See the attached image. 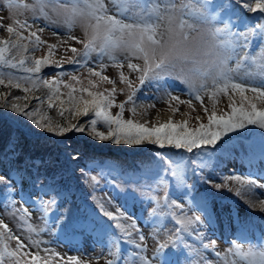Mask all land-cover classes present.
<instances>
[{
	"label": "rangeland",
	"instance_id": "1",
	"mask_svg": "<svg viewBox=\"0 0 264 264\" xmlns=\"http://www.w3.org/2000/svg\"><path fill=\"white\" fill-rule=\"evenodd\" d=\"M155 4H158L160 8H172L173 11H162L161 16H167L169 14H175L179 9V16L183 19H189L190 22L197 18H190L186 12L181 11L187 0H171V3H165L164 0H153ZM214 4L218 2L212 0ZM248 3H253V0H247ZM105 6L108 9V15L114 16L116 19L122 20L125 23H134L131 16H139L143 12V6L135 3H129L124 5L125 12H121V6L113 4L112 0H104ZM71 3L68 0H0V24L3 28L0 29V40H7L11 37L15 39L13 34L7 32V27L13 25L16 31H23V34L27 36V30H21L15 23L16 21L24 22L32 25V30H37L43 27V32L39 35L41 39L47 43L38 48L35 52H28L34 57H43L48 49L47 44H59L60 41L66 40L69 36L78 37L79 40L84 41V32L79 27H73L69 29L65 23L64 9ZM221 4V3H220ZM239 7L224 12V19H231L233 27L232 32L243 33L249 27H253L264 20V11L252 10L246 6L245 0H239L236 2ZM153 4H149L151 8ZM192 8H199L203 11L200 4H197L195 0H191ZM46 14V19L45 15ZM207 16V12H205ZM36 17L34 20L33 18ZM152 23L159 22L161 24V32L164 21L153 20ZM225 24L211 20L210 18L200 21L194 25V30H191L190 36L193 39L200 40L206 38L207 32L210 28L223 27ZM230 40V37L227 36ZM255 42L252 45V50L255 55L264 50V41H260L255 38ZM71 45L80 51H83V44L77 43L73 40H68L67 44L59 46L55 59L60 60L64 58L62 68L64 73L62 80L64 83H71L79 89L80 87H88V81L98 80L97 77L90 76L89 68L97 67L100 63L98 55L93 52L88 60L87 66H82L75 63H67V59L73 56L71 51H68L65 55L64 48ZM246 47L236 49V62L242 57V53L245 54ZM245 49V50H244ZM119 63H123V69L119 68L116 64L108 59L107 56L103 58V63L107 65L104 75L109 76L116 81L117 89H125L123 93H117V103L125 101L127 96L131 94L127 85L120 82L119 73L122 70L126 76L132 81L134 87H139V72H132L127 68V62H125V56L116 54ZM132 63L142 64V61L138 57L131 58ZM58 73H49L45 75L44 79H52L58 77ZM73 76L77 77L79 82L73 80ZM235 77L233 78V80ZM4 83H8V78H3ZM166 87H160L156 81L146 80L142 87L136 92V113L135 119L140 122L148 121L149 125L165 122L171 116L174 121H182L188 119L190 125L194 126L197 115L203 118L206 122V116H204L203 110L200 107L198 101L193 100L195 111L189 107L187 103L179 105V112L173 115L171 109L168 106L167 93H171L173 96H179L181 100L187 101L191 99L188 95L187 87L183 82V67L178 65L172 69L169 76L165 77ZM15 83V81H13ZM29 82V81H28ZM22 87L31 86L30 83L21 82ZM113 85L108 82H100L96 90L111 89ZM212 88L209 89L208 94L203 95V102L205 106L211 108L213 100L210 98ZM69 90H66L68 92ZM29 100V110H31L32 93L27 94ZM76 95H79L77 92ZM86 95V94H85ZM231 95V91H229ZM249 97H252V93H246ZM153 97H158V100H153ZM15 97H10L7 89L0 91V107L9 106L13 103L24 105L26 101L23 97L16 100ZM238 99V97H237ZM217 110H227L229 99L228 95L219 94L216 97ZM257 103L258 107L264 106L262 101H253ZM155 107H149L150 105ZM176 104L173 102V107ZM133 104L126 105L124 111V118H130V109ZM113 114L118 111V108L111 109ZM146 113V114H144ZM190 114V115H186ZM88 118H83L80 122L83 123ZM7 121L12 126V131L9 135L7 142L5 141L3 149L0 151V174L6 175L7 167V155L4 159L1 157L2 151H6L8 148L12 152L24 151L30 141L34 139V134L38 133L37 130L30 121L24 116L14 112L12 116L0 118V123ZM76 122V121H73ZM33 126V127H32ZM258 129V128H253ZM100 131H107L106 128H102L98 125ZM51 138L52 133L46 130ZM239 138L248 139L250 137L247 134L244 138L239 134ZM43 137V136H42ZM54 140L60 144V148L66 150L67 142L76 141V143H85L88 148H93L97 153H106L107 155H116L121 151L129 154L133 151L127 149L136 148L138 153L151 144L145 143L142 145H129V144H116L111 140L101 141L94 138L90 131L86 130L83 133H77L75 131L66 133L63 136H54ZM29 140V141H28ZM240 139L234 140L231 143H227L225 146H219L221 150L234 151L240 150L247 152L248 150ZM257 139L256 141H258ZM255 142L253 143V145ZM233 147H236L233 149ZM140 148V149H139ZM169 149H174L167 147ZM164 148L163 150H165ZM63 152H66V151ZM133 150V149H132ZM136 150V149H135ZM247 150V151H246ZM115 153V154H114ZM64 155V153H62ZM238 155V156H237ZM242 156V157H241ZM72 158L71 152L67 151L66 158ZM110 161H106L105 165H108ZM23 163V162H22ZM24 163H29L24 161ZM207 179L211 180V183L203 182V188H208L213 193L210 197L211 205L208 208L211 210L206 212L208 214V221L204 218V213L197 209L192 200L185 197L181 192L174 193L173 206L170 211L171 217L168 212L161 210L163 197V190L157 181L149 183L146 180V184H135L130 182L120 181L116 176H113L112 183L107 181L97 169H89L87 173V180L95 188V196L103 205L105 211H111L114 214L123 213V216L118 220L116 224L122 227H113L114 221H109L103 214H97L94 212L92 206H85L84 198L87 196L86 192L79 186L70 195L67 190H64L65 199L69 201V204L63 205L54 209L51 204L47 205V208H39V196L36 195L33 199L36 200V204H33L32 200L24 203L19 195L14 197L16 203L14 208H5L3 206V199L0 198V221L7 224L8 229H11L15 236H19L21 241L27 246L26 250L30 249L33 253L43 248H51L56 252H59L63 257H78L82 262L89 261L91 258V264H97L95 257L99 256L98 264H105L109 259L118 261L119 264H143L141 257L152 258L153 253L159 244H165L167 247L164 249L165 255L163 257L164 264H231V261L237 260L240 264H246V261L242 260L237 255V248L241 252L248 250H264V171H258L255 162L250 160L248 154H229L226 158H222L221 161L216 163L215 161H207L205 163ZM79 163L74 161L72 168L68 172V177H74L78 183L79 177L76 175ZM24 169L22 174L25 176H33L30 172L28 165H23ZM5 171V172H4ZM3 172V173H2ZM137 173L130 175L131 179L136 178ZM188 177V173L185 174ZM126 177V176H125ZM128 177V178H129ZM229 177H240L241 180L229 179ZM127 178V177H126ZM20 179V178H19ZM192 181L194 178L192 177ZM19 181V180H18ZM247 181H253L254 184L247 183ZM178 185L181 186V181L177 179ZM16 183V182H15ZM220 184L221 188L217 189L214 185ZM163 186V185H162ZM21 188L20 183H16V190L19 192ZM23 188L25 192L32 191L30 188V181L25 179L23 182ZM122 190H132L130 195H123ZM217 195V196H216ZM218 195H224L227 199L228 196L233 197L232 201L235 204L224 203L223 199ZM148 196V199L146 197ZM49 196H43L44 201H48ZM64 199V200H65ZM237 199V202H235ZM216 201V203H215ZM208 203V201H207ZM179 204L181 208L176 207ZM26 209V213L22 211ZM87 209V211L85 210ZM207 210V209H206ZM90 212V213H88ZM211 212V213H210ZM65 216L74 218L80 221H92L97 223L95 230L87 229L81 230L71 226L70 223L65 221L63 225H59L54 222V217H59L61 220H65ZM198 216L200 223H192L187 225L188 230L182 231L179 234L177 240L176 229L178 226L174 224L173 218L178 221L184 218H191ZM135 224L136 227H132ZM259 230L262 234L259 237H255L253 232ZM118 230V231H117ZM195 230V231H193ZM107 233V234H105ZM142 233L145 236V243L147 245L144 252L136 247L140 244L139 234ZM199 237H203L202 243ZM7 249L9 251L16 249L17 241L15 239L4 238ZM39 241L38 247L33 243ZM203 244L209 245L208 250H204ZM214 245V250H213ZM219 254V258L216 254ZM41 257L45 253H40ZM207 257L205 261L204 258ZM5 264H14L12 259L6 258ZM21 264L24 261L21 260ZM43 264V261H41ZM152 264H159V261L154 260Z\"/></svg>",
	"mask_w": 264,
	"mask_h": 264
},
{
	"label": "snow or ice",
	"instance_id": "2",
	"mask_svg": "<svg viewBox=\"0 0 264 264\" xmlns=\"http://www.w3.org/2000/svg\"><path fill=\"white\" fill-rule=\"evenodd\" d=\"M70 3L74 4H84L89 9V14L97 21V26L103 21L110 23L115 26L116 29L123 31L127 28H132L136 26V22H139L141 27V39L135 45V52L137 56H125V62H127V68L132 72H139V87H142L146 80L156 81L160 87H166L165 77L169 76L168 72V61L166 57H161L160 60L153 62V55L156 46L161 45L163 41V36L159 31V25L152 23L151 21L159 20L162 11H173L172 8H160L158 4H155L153 0H112L113 4H118L121 6L120 11L125 12L124 5L129 3H135L143 6V12L139 16H131L129 19L136 21L131 24H124L122 20H117L114 16L106 15L108 9L105 6L104 0H68ZM164 2L171 3V0H164ZM197 4H200L203 11L199 8L191 7V0H187L181 11L187 13V15L192 18L205 17V12H207V18L213 21L224 23L225 28L217 29L218 32H225L230 40L227 42L234 48L250 47L249 36L257 38L264 41V20L261 23L254 25L251 32L245 33H233L232 32V21L230 18L224 19V12L220 9L227 11L230 8L229 4H214L212 0H195ZM149 4H153L151 8L148 7ZM245 4L252 10L264 11V0H253V3H248L245 0ZM45 15L46 19V14ZM34 20L36 17L33 18ZM21 30H27L28 34L25 36L23 31H16L13 25L7 27V32L13 34L15 39L9 38L7 40H0V64H12L13 67L23 66L28 63L30 66L26 68L28 73L39 74L43 67L48 65H55L56 67H62L64 58L61 57L57 61L55 53L59 46L67 44L68 40L76 41L77 43L83 44V51L78 50L75 47L69 45L64 48L65 55L68 51L73 53L72 57L67 59V63L80 64L82 66H87L90 55L96 52L98 55V60L100 61L98 68H89L90 76L97 77L98 80L90 79L88 81V87H80L77 89L71 83H64L62 80L64 72H60L58 77H53L52 79H39L30 80L31 87H24L23 92L25 96L23 99L26 101L24 105L13 103L11 105V110L19 115L24 116L28 121H30L35 127L47 130L57 136H63L69 132L83 133L86 130L90 131L91 135L101 141L111 140L116 144L124 143L129 145H142L145 143L151 145H159L161 149L167 147L174 148L176 150H186L188 153H193L194 150H203L208 146H215L225 137L228 133L234 132L237 129H243L246 125H258L264 128V106L258 107L255 101L264 102V62L260 64L261 71L255 77H246L241 80V82H235L233 79H225L223 83L218 85H213L211 88L210 98L213 100L211 108L205 106L203 102V95L208 94L209 89L206 90L205 86L199 89L188 88L187 92L191 99L184 101L181 100L179 96H173L171 93H167L168 106L171 109L173 115L179 112V105L187 103L193 111H195V106L193 100L200 103V107L203 110L204 116H206V122L203 118L197 115L194 119L196 121L195 125H190L188 119L182 121H174L170 116L165 122L158 124L149 125L148 121L139 122L135 119L136 113V92L139 87H134L132 81L128 76L124 74L121 70L119 73L120 82L127 85L131 94H129L125 101L117 103L116 95L117 93H123L125 89H117L115 84L116 81L107 75H104V71L107 67L103 63V58L108 57L110 61L116 64L119 68L123 69V63L118 62V58L115 55L108 54V47L111 46L110 38H106L105 47L100 48L97 51L94 40L85 42L79 40L78 37L69 36L66 40L60 41L59 44H47V53L43 57H34L27 55L28 52H35L38 48L44 46L47 42L41 39L39 35L43 32V27L32 30V25L28 24L27 21L15 22ZM3 25L0 24V29ZM185 28L188 31H183ZM180 29L183 31V39L187 41L190 37L191 30H194V26L190 23L189 19H181ZM7 53L13 54V59L17 56L19 57L18 64L12 63V60L8 58ZM132 57H142L144 60L143 65L138 63H132ZM249 57H245L247 61ZM73 80L79 82L78 78L73 76ZM108 82L113 85L111 89L96 90L100 82ZM4 84V80L0 79V85ZM63 84L65 88H68L67 98H63V94L60 91V86ZM9 87L21 88L20 82H13L11 79L8 81ZM42 86L48 90L47 99L43 97H35L39 101L36 108L29 110V100L28 93L32 92L35 88ZM231 91V95H229ZM79 95H76V93ZM252 93V97L246 95V93ZM86 94V95H85ZM219 94L228 95L229 103L227 110H217L216 97ZM238 97V99H237ZM14 99L19 100L20 97H15ZM153 100H158V97H153ZM173 102L176 106L173 107ZM133 104L130 109V118H124V111L127 104ZM40 105H45L49 110H55L57 116L60 118V123H56L52 117L47 115ZM118 108V111L113 115L111 112L112 108ZM149 107H155V105H150ZM146 114V113H144ZM190 115V114H186ZM83 118H88L83 123L80 121ZM76 121V122H73ZM98 125H103L106 127L107 131H98ZM73 159H78V157H73ZM163 159V158H161ZM171 164V161H167ZM197 167L200 169L201 173L207 167L206 164H199ZM20 176L19 181L16 183L21 184L19 192L13 187V181L11 178L5 179L0 177V184L5 186L3 206L7 208L15 207L16 195L20 196V199L27 203L32 200L33 204H36V200L33 199L34 196H39V208H47V205L51 204L55 209L57 203H62L65 199L64 190L58 187L53 182L49 181L47 183L41 182L39 176L33 178L32 176H25L23 174L17 173ZM84 174V173H82ZM173 176L176 177L181 182L184 180V169L177 165L173 171ZM201 180L211 183L205 175L200 176ZM27 179L30 181V188L32 191L25 192L23 188V182ZM229 179L241 180L240 177H229ZM138 182V181H137ZM247 183L254 184L253 181H247ZM217 189L221 188L222 185L215 184ZM187 187V185H185ZM49 196L48 201L43 200V196ZM176 207L181 208L182 206L177 204ZM26 213V209H23ZM100 211L103 216H106L109 221H118L123 213L114 214L111 211H105L103 205L100 207ZM67 221L71 226L79 228L81 230L92 229L95 230L97 227L96 222L92 221H80L74 218L65 216V220L59 219V217H54V222L63 225ZM182 227L176 229L177 237L179 239V234L182 231H187V225L192 223H200V218L194 216L191 218H184L183 220L177 221ZM113 227H122L119 224L112 225ZM132 227H136L135 224ZM195 231V230H193ZM107 234V233H105ZM7 237L9 239H15L17 241L16 249L12 251L7 250V245H5V250L0 252V264H5L6 258L12 259L14 264H21V260L24 264H91V258L89 261L82 262L78 257H63L59 252H56L51 248L39 249L33 253L30 249L26 250V245L21 241L19 236H15L11 229H8L7 224L0 221V238ZM202 243L203 237H199ZM140 244L136 247L140 252L146 250L147 245L143 243L145 241V236L139 234ZM37 247L39 241L33 242ZM204 250H208L209 245H202ZM167 247L165 244H159L156 251L153 253L151 259L141 257L143 264H152L154 260L159 261V264H164V249ZM214 250V245H213ZM237 255L246 264H264V251H261L257 256L256 253H242L239 248H237ZM43 252L45 255L41 257L40 253ZM219 258V254H216ZM251 256V259H249ZM100 257H95V260L99 261ZM207 260V257L204 258ZM105 264H119L118 261H113L109 259ZM231 264H240L239 261L233 260Z\"/></svg>",
	"mask_w": 264,
	"mask_h": 264
},
{
	"label": "trees",
	"instance_id": "3",
	"mask_svg": "<svg viewBox=\"0 0 264 264\" xmlns=\"http://www.w3.org/2000/svg\"><path fill=\"white\" fill-rule=\"evenodd\" d=\"M219 1L222 2V4L230 3V7H234L232 0ZM11 38L13 39V37ZM6 55L9 59L12 60V63L18 64V56L13 59V54L7 53ZM27 55L32 56L31 54ZM28 66H30L28 63L23 66L17 67H13L12 64H0V79L6 77L15 82L30 83V80H39L41 78L44 79L45 75L49 73L59 74L60 72L65 71L64 68H62L64 66L56 67L55 65H48L42 68L41 73L33 74L26 71V68ZM4 89L8 90L10 97L25 96L23 88L9 87L8 83H4L3 85H0V91ZM66 90L69 89L65 88L63 84H61L60 91L63 94V98L65 99L67 98L68 93L66 92ZM30 93H32V103L30 105V108L32 109L36 108L39 104V101L35 99V97H43L44 99H47L48 90L42 86H39ZM40 107H42L44 112L52 117V119L56 123L61 122L55 110H49L45 105H40ZM99 126H101L102 128H106L103 125ZM11 128L12 126L9 125L7 121H2L0 123V151L4 147L5 141L7 142L9 138V135L12 131ZM253 128L258 129L256 130ZM240 133L244 135L249 133L250 137L248 139H241L238 136ZM237 139H240L239 141H242L243 144H245V147L248 150H246L247 152H242L240 150L227 152L220 149L219 146H225L227 143H231ZM257 139L259 140L256 141ZM254 142L255 144L253 145ZM165 148L166 149L163 150L159 147V145H154L153 147L148 146L143 150V152L138 153V149L136 147V153L132 154L129 157L126 153H122L119 154L116 158H112V160L116 164V168H114L105 165V162L103 160L107 159V156H102V154L96 153L93 148H88L87 144L85 143H76V141L67 142L66 150L71 152L72 155V158L67 159L62 155L63 148H60V144H57L55 141L48 137H44L42 139H33L32 141H30L28 147L22 152L19 151L17 153H14L11 150L5 148L7 149L5 151V154L9 157V167L6 169L8 175L6 176L4 174H0V177H4L6 180L11 178V180L13 181V187L16 188L15 182L18 181L16 177H19L17 173L21 174L23 169L21 163L24 161H28L33 173L35 174V177L39 176L41 182L47 183L51 181L58 187L68 189L70 192H72L77 188V184L73 182V179L71 177L67 176V173L72 166L71 161H73V157H78V159L75 160L80 162V177L82 178V184H85V186L83 187L87 195L85 197V201L95 209V212L97 214L101 215L102 212L100 211V207L102 204L100 203V201L95 202V200H98L95 196V188L91 185L89 180L86 179L88 170L92 168L97 169V171L100 172L103 177L110 183H112L113 175H116L117 178L122 181L120 172H122L123 170V164L129 163L127 162V159H130L133 162L132 165L131 163H129L130 170H134V166H136L141 170L150 168L155 171H160L162 175L157 179L141 176L138 181L143 185L147 183L145 182L146 180H149L150 183H154L155 181H157V184H160L163 190V197L161 198L163 201H165V208H171V206H173L172 203L174 199V193L176 192H181L185 197H188L190 195V198L202 201L203 205L205 206L211 205V199H214V197L211 198L210 195L204 191L203 186H201L204 181L201 180L200 176L203 175L204 172L206 174V168L204 169V172L201 173L200 169L197 167V165L205 164L207 161H215L217 163L219 159L223 157L226 158L229 154L236 155L246 153L248 154L250 160H253V162H255L256 168L259 171H264V128H261L258 125H246V127L243 129H237L234 132L228 133L225 137L222 138L220 142H218L217 145L208 146L203 150H194L193 153H190L189 156L184 150H179L178 152L174 153L169 148H167V146ZM235 148L236 147H233V149ZM167 161H171V164L167 163ZM177 165L181 166L184 169L185 178L181 182V186L178 185L177 178L172 174ZM186 173H188V177L185 176ZM196 175L199 182L191 180L192 177ZM205 176L207 177V175ZM134 183H137V181H134ZM185 185H187V187H185ZM4 191L5 186L3 184H0V197L4 198ZM223 197L224 195H221L222 199ZM223 202L225 204H234L232 201H229V199L225 198L223 199ZM65 204H69V202L63 201L62 203H57L56 209H58L60 206L64 207L63 205ZM168 211H170V209ZM4 238H0V252L5 250L6 242Z\"/></svg>",
	"mask_w": 264,
	"mask_h": 264
},
{
	"label": "clouds",
	"instance_id": "4",
	"mask_svg": "<svg viewBox=\"0 0 264 264\" xmlns=\"http://www.w3.org/2000/svg\"><path fill=\"white\" fill-rule=\"evenodd\" d=\"M66 26L71 29L79 27L84 32V41L87 43L94 40L97 51L105 47L106 38H110L111 46L108 47V54L117 53L124 56H137L135 45L141 39V27L139 22L132 28L123 31L115 28L114 25L101 22L97 26V21L89 14V9L84 4L71 3L64 9ZM108 15V14H106ZM110 16V15H109ZM179 9L175 14L161 16L159 20L164 21L161 30L163 43L155 47L153 62L166 57L168 61V72L178 65L183 67V82L187 88L199 89L205 86L206 90L213 85L224 82L225 79H233L237 75L238 64L236 62V49L227 41L225 32H218L217 29L210 28L206 38L196 40L191 36L187 41L183 39V31L180 29ZM208 19L206 16L192 20L193 26ZM119 20V19H117ZM124 24H131L125 23ZM159 29L161 24L157 22ZM142 64L144 60L138 57ZM264 250H248L242 253H259ZM251 259V256H249Z\"/></svg>",
	"mask_w": 264,
	"mask_h": 264
},
{
	"label": "bare ground",
	"instance_id": "5",
	"mask_svg": "<svg viewBox=\"0 0 264 264\" xmlns=\"http://www.w3.org/2000/svg\"><path fill=\"white\" fill-rule=\"evenodd\" d=\"M251 30H252V27H249L247 28L246 31H244V33L251 32ZM249 41H250L251 46L246 47L245 48L246 50L244 49L245 54H243L244 53L243 52L241 54L242 57H240L239 61L237 62L238 68H237V75L234 76L235 82H241V80L246 77H255L261 71L260 64L264 62V50H262L260 53L255 55L253 51H251L254 37L249 36ZM245 57H249L250 59L246 61ZM13 114H14V111L11 110V105L0 107V118L12 116Z\"/></svg>",
	"mask_w": 264,
	"mask_h": 264
},
{
	"label": "water",
	"instance_id": "6",
	"mask_svg": "<svg viewBox=\"0 0 264 264\" xmlns=\"http://www.w3.org/2000/svg\"><path fill=\"white\" fill-rule=\"evenodd\" d=\"M45 135V134H44Z\"/></svg>",
	"mask_w": 264,
	"mask_h": 264
}]
</instances>
